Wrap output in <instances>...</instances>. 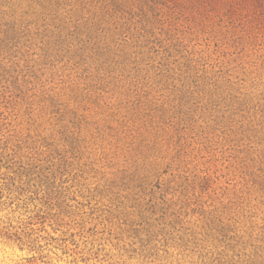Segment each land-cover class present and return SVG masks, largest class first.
Returning a JSON list of instances; mask_svg holds the SVG:
<instances>
[{
  "label": "rangeland",
  "instance_id": "rangeland-1",
  "mask_svg": "<svg viewBox=\"0 0 264 264\" xmlns=\"http://www.w3.org/2000/svg\"><path fill=\"white\" fill-rule=\"evenodd\" d=\"M0 264H264V0H0Z\"/></svg>",
  "mask_w": 264,
  "mask_h": 264
}]
</instances>
